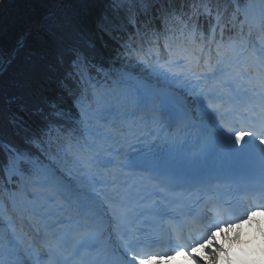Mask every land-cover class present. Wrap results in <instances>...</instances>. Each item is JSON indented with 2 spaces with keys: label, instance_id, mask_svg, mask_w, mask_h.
<instances>
[{
  "label": "snow or ice",
  "instance_id": "obj_1",
  "mask_svg": "<svg viewBox=\"0 0 264 264\" xmlns=\"http://www.w3.org/2000/svg\"><path fill=\"white\" fill-rule=\"evenodd\" d=\"M126 0H111L112 6L122 5ZM131 2V0H127ZM199 12V9L196 10ZM204 14L212 17V9L204 8ZM173 19L179 22L177 25H169L168 18L165 17L166 36L164 49L166 59H162V54L158 46H149L148 48H136L131 44L123 45V56H135L136 59L145 66L151 68L152 73L157 80L163 79L178 82L182 77L199 78L197 69L203 65L207 66L209 71L215 75L217 72L223 73L230 71L237 78L250 74V65L247 60L259 62L261 70L264 71V49L259 53H251L245 59V53L248 49L243 46V42L237 47L229 43L225 45L222 36L217 41L216 33L221 23L219 13L215 17V23L209 21V32L206 35L199 29V26L189 16L184 20L182 16H177L174 12L170 14ZM139 32V30H137ZM158 41L159 33H155ZM215 45V51H213ZM71 56L72 71L67 73L68 77L75 76L81 84L93 86L91 99L88 103L87 96L77 97L80 115L79 124L83 125L79 135L84 137L81 144L75 141L76 145L83 154L86 166L95 169L108 168L115 163L112 159H105V153L115 151L116 157H120L121 152L113 146L129 139V134L135 135L137 132L147 131L150 135H156L157 130L164 132L175 125L176 121L182 118L184 112L183 105L178 102L176 90L172 87H157L150 81H136L134 88H122L119 91L113 90L110 93L100 94L95 91L93 81L87 76L82 67V58L78 50L74 48L66 49ZM206 54V55H205ZM215 59V66L211 65V60ZM59 64L64 63V54L57 57ZM55 71L53 66H49ZM174 68L181 69V74H173L171 77L167 74ZM50 79V78H49ZM66 87L64 79L58 82ZM124 84H131V78L121 81ZM22 86V85H17ZM87 92V88L85 89ZM207 98V97H205ZM19 96H11L7 103L13 104ZM201 121L204 125L197 139V151L191 158L182 154L183 144L186 138L181 133L186 129L180 130L172 137V148L167 155L156 157L151 160H137L136 158H127L126 161L116 163L120 169L144 168L155 171L160 176L178 177H196L203 168V165L214 155L224 154H243L247 149L256 144L258 137H264V131L257 130L254 125H245L243 121L229 123L219 116V108L211 103L204 107V101L200 100ZM24 110L23 104L19 105ZM30 111L38 120L43 121V125H38L35 129L26 125L15 113L9 116V124L15 130L16 135H23L25 144L43 151L45 147L51 149L52 129L58 120L65 118V111L58 104L51 100L42 92H37L32 99ZM147 112V115L141 113ZM151 123V128L139 127ZM87 133V136L85 134ZM260 144H264V138L260 139ZM72 145L69 144V147ZM261 158L264 159V149H261ZM0 172L7 177L9 181L17 177L24 189H31L28 195L31 200L28 204L32 205V215L38 216L44 222L43 227L36 226L32 239L29 241V247L26 249L29 253H35V259H48L54 261V264H71L75 258L80 257V264H91L85 257H81V251L88 247H95L92 241L103 237L100 224L96 218L91 215L77 214L73 220H64L60 214L66 211L63 200L69 198L70 189L66 184L57 178V174L43 161L39 156L28 147H22L11 141L0 139ZM115 183V180L113 181ZM115 195L112 203L117 205L113 209V215H118V207L123 201L132 195L130 191L121 192L114 190ZM255 213L249 214L248 218ZM52 223H47L48 221ZM243 223V220L240 221ZM64 225V228L58 226ZM239 223L233 225L229 223L227 230L231 231L233 227L238 228ZM210 234L194 241L187 246V251L179 247L173 255L167 257L169 260L176 259L183 252L187 259L193 264H220V261L228 260V250L221 244L216 243V233L208 230ZM224 239L231 242L223 228L220 229ZM239 237H237L238 239ZM119 246L124 249V264H154L158 254H144L136 251L138 241L135 239L117 238ZM7 242V247H19L14 237L7 235L0 236V247ZM201 250H207L208 255L201 259L199 255ZM0 264L3 261L0 260ZM95 264H100L96 261Z\"/></svg>",
  "mask_w": 264,
  "mask_h": 264
},
{
  "label": "trees",
  "instance_id": "obj_2",
  "mask_svg": "<svg viewBox=\"0 0 264 264\" xmlns=\"http://www.w3.org/2000/svg\"><path fill=\"white\" fill-rule=\"evenodd\" d=\"M219 1L221 5L223 0ZM194 3L195 0H161L160 4L154 0H133L131 4L125 2L114 7L111 0H0V57L7 58L0 71V105L8 112L6 117L0 108V122L10 129L20 145L30 148L56 169L62 168L68 153L63 149L64 141L74 140L79 108L76 101L82 93L78 79L67 76L72 67L66 48L79 45L95 63L122 66L127 64V56L120 54L123 52L120 45L130 42L127 34L131 33L133 16L141 27L158 26L165 34V17L169 25L179 24L170 15L173 12L184 20L192 16L193 21L209 23L211 17L197 15ZM148 6L152 7V19L146 12ZM211 6L212 0H204V8ZM229 17L226 13L223 20ZM224 33L237 36L239 31L230 26ZM61 53L64 54L63 64L57 62ZM61 79L66 87L58 83ZM37 92L54 100L66 113L64 119L53 125L51 149L45 147L43 151L25 144L23 135H16L8 120L11 113H15L33 129L43 125L30 111ZM11 96L20 99L9 105L7 100ZM21 104L24 110L19 107ZM2 188L0 184V191Z\"/></svg>",
  "mask_w": 264,
  "mask_h": 264
},
{
  "label": "rangeland",
  "instance_id": "obj_3",
  "mask_svg": "<svg viewBox=\"0 0 264 264\" xmlns=\"http://www.w3.org/2000/svg\"><path fill=\"white\" fill-rule=\"evenodd\" d=\"M117 73L120 74L119 71ZM121 77H122L121 78L122 80L131 78L133 80V84H135V82H136L135 79H133V77L129 75L128 70L127 71L125 70V74L121 75ZM93 84H94V82H93ZM125 86H128V85L117 86V88L122 89V88H125ZM85 87L87 88L88 94H91V92L93 91V86L85 84ZM94 88H95V84H94ZM220 242H221V245H223L222 239L220 240Z\"/></svg>",
  "mask_w": 264,
  "mask_h": 264
},
{
  "label": "bare ground",
  "instance_id": "obj_4",
  "mask_svg": "<svg viewBox=\"0 0 264 264\" xmlns=\"http://www.w3.org/2000/svg\"><path fill=\"white\" fill-rule=\"evenodd\" d=\"M91 200H92L91 198H88V199H85L84 201L91 202ZM257 200H258V198L255 199V201H257ZM199 255L201 256V259H204V257H206V256H203L202 250L200 251ZM204 264H207V261L206 260H205Z\"/></svg>",
  "mask_w": 264,
  "mask_h": 264
},
{
  "label": "water",
  "instance_id": "obj_5",
  "mask_svg": "<svg viewBox=\"0 0 264 264\" xmlns=\"http://www.w3.org/2000/svg\"><path fill=\"white\" fill-rule=\"evenodd\" d=\"M5 63H6V60H4V61H2V62L0 63V69H2V68L4 67Z\"/></svg>",
  "mask_w": 264,
  "mask_h": 264
}]
</instances>
